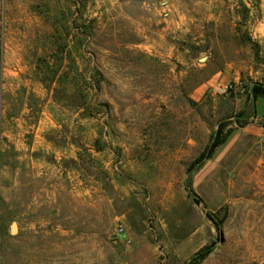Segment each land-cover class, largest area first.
<instances>
[{
    "label": "rangeland",
    "instance_id": "1",
    "mask_svg": "<svg viewBox=\"0 0 264 264\" xmlns=\"http://www.w3.org/2000/svg\"><path fill=\"white\" fill-rule=\"evenodd\" d=\"M255 82L264 0H0V264H264Z\"/></svg>",
    "mask_w": 264,
    "mask_h": 264
},
{
    "label": "trees",
    "instance_id": "2",
    "mask_svg": "<svg viewBox=\"0 0 264 264\" xmlns=\"http://www.w3.org/2000/svg\"><path fill=\"white\" fill-rule=\"evenodd\" d=\"M82 32L85 30V27H80ZM60 55L56 53V63L58 61V65L60 64ZM61 79L67 76V73L63 72L62 75H58ZM51 81V80H50ZM95 86L97 87V83L95 82ZM249 95L250 98L253 101V114L254 115H264V84L255 82L253 83L249 88ZM240 117L236 120L237 122H240ZM225 123H218L217 128L213 135L211 136V139L208 143V145L198 154V156L189 164L187 168V172H191L197 165H201L204 161L211 159L216 150L220 148L226 141L233 135V133L236 131V128H225ZM243 126V125H240ZM188 195L194 200V202L199 203V200L195 198L193 195L192 189L187 187ZM206 216L208 219L214 224L216 230H219V227L222 223V219H217L216 215L212 213H206ZM214 246V243H211L209 245H205L202 248H200L197 252L194 253L192 257V262H188L187 264H196L202 259H204L207 254L212 250Z\"/></svg>",
    "mask_w": 264,
    "mask_h": 264
},
{
    "label": "built area",
    "instance_id": "3",
    "mask_svg": "<svg viewBox=\"0 0 264 264\" xmlns=\"http://www.w3.org/2000/svg\"><path fill=\"white\" fill-rule=\"evenodd\" d=\"M230 88H231V85H225L223 87H219L218 91L224 92ZM125 236H126V234H125L124 228L122 226H118L115 230V237L121 239V238H125Z\"/></svg>",
    "mask_w": 264,
    "mask_h": 264
},
{
    "label": "water",
    "instance_id": "4",
    "mask_svg": "<svg viewBox=\"0 0 264 264\" xmlns=\"http://www.w3.org/2000/svg\"><path fill=\"white\" fill-rule=\"evenodd\" d=\"M10 231H11V233H16V231H17V225H16L15 222H13V223L11 224ZM220 234H221V231H220Z\"/></svg>",
    "mask_w": 264,
    "mask_h": 264
}]
</instances>
